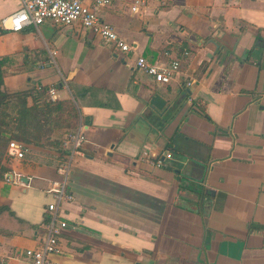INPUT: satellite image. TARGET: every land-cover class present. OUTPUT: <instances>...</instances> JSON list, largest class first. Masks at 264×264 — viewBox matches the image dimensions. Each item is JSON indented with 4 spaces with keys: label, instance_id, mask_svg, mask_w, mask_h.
<instances>
[{
    "label": "crops",
    "instance_id": "crops-1",
    "mask_svg": "<svg viewBox=\"0 0 264 264\" xmlns=\"http://www.w3.org/2000/svg\"><path fill=\"white\" fill-rule=\"evenodd\" d=\"M142 1L137 13L134 0L100 10L134 54L80 24L0 27L2 90L55 88L87 136L71 159L75 200L61 206L69 226L52 259L264 264V0ZM20 5L0 0V22ZM139 56L179 61V74L157 82ZM156 94L166 112L149 108ZM64 152L27 146L13 157L0 185V264H32L23 254L48 233L47 191Z\"/></svg>",
    "mask_w": 264,
    "mask_h": 264
},
{
    "label": "built area",
    "instance_id": "built-area-1",
    "mask_svg": "<svg viewBox=\"0 0 264 264\" xmlns=\"http://www.w3.org/2000/svg\"><path fill=\"white\" fill-rule=\"evenodd\" d=\"M114 0H20V8L13 14L3 18L0 27L5 31L21 32L26 28L40 27L50 22L55 25L71 26L80 24L92 34L101 38L106 44L112 45L125 53H135V48L123 39L110 24L104 22L100 16V10L112 4ZM132 1V0H128ZM132 12L137 13L144 5L142 0H134ZM187 54V53H185ZM136 67L157 82L170 84L179 74L180 62L174 61L165 67H159L149 63L143 56L136 59ZM49 100L58 101L57 90L51 88L48 91ZM87 143L85 133L79 131L67 135L63 142V149L68 155L62 160L58 170L61 180L51 188L48 193L54 198V202L47 206L48 233L36 249H28L23 256L32 264H58L52 257L62 253L61 235L68 228V223L61 216V206L73 203L75 200L69 190L71 159L80 154ZM26 145L12 141L8 152L11 157L23 159L26 154ZM172 158L171 154H167ZM163 162L158 161L157 166ZM19 256V257H23ZM23 257V258H24Z\"/></svg>",
    "mask_w": 264,
    "mask_h": 264
},
{
    "label": "trees",
    "instance_id": "trees-1",
    "mask_svg": "<svg viewBox=\"0 0 264 264\" xmlns=\"http://www.w3.org/2000/svg\"><path fill=\"white\" fill-rule=\"evenodd\" d=\"M2 61H0V67ZM2 72L0 83L3 85ZM0 86V179L8 181L12 173L8 152L12 141L26 146L49 147L64 152V140L55 139L57 129H67V135L75 134L79 113L71 101L49 100V88L38 87L10 93ZM66 117V118H65ZM61 123V124H60ZM65 153V152H64ZM6 209L0 208V215Z\"/></svg>",
    "mask_w": 264,
    "mask_h": 264
},
{
    "label": "water",
    "instance_id": "water-1",
    "mask_svg": "<svg viewBox=\"0 0 264 264\" xmlns=\"http://www.w3.org/2000/svg\"><path fill=\"white\" fill-rule=\"evenodd\" d=\"M0 86H1V83H0ZM166 105H167V102L163 98H161V96L156 94L153 96V98H151L149 108L156 113H161V112L167 111L168 107H166Z\"/></svg>",
    "mask_w": 264,
    "mask_h": 264
},
{
    "label": "rangeland",
    "instance_id": "rangeland-1",
    "mask_svg": "<svg viewBox=\"0 0 264 264\" xmlns=\"http://www.w3.org/2000/svg\"><path fill=\"white\" fill-rule=\"evenodd\" d=\"M66 118V117H65ZM61 124V123H60ZM67 129H57V131H59L58 133L62 134L63 132H66ZM13 160V158L11 159V161ZM10 161V162H11ZM5 179H0V185L2 184V182H5L4 181Z\"/></svg>",
    "mask_w": 264,
    "mask_h": 264
}]
</instances>
